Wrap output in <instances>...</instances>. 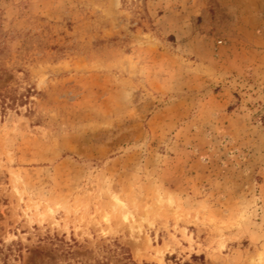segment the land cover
I'll return each mask as SVG.
<instances>
[{"label": "rangeland", "instance_id": "rangeland-1", "mask_svg": "<svg viewBox=\"0 0 264 264\" xmlns=\"http://www.w3.org/2000/svg\"><path fill=\"white\" fill-rule=\"evenodd\" d=\"M259 253L264 0H0V264Z\"/></svg>", "mask_w": 264, "mask_h": 264}, {"label": "bare ground", "instance_id": "bare-ground-1", "mask_svg": "<svg viewBox=\"0 0 264 264\" xmlns=\"http://www.w3.org/2000/svg\"><path fill=\"white\" fill-rule=\"evenodd\" d=\"M254 264H262L264 263V255L261 253L257 254V256L253 259Z\"/></svg>", "mask_w": 264, "mask_h": 264}]
</instances>
